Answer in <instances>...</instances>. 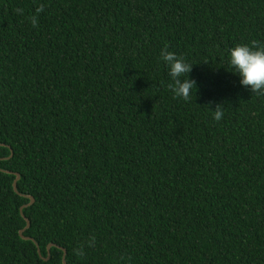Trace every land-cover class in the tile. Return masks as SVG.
Returning a JSON list of instances; mask_svg holds the SVG:
<instances>
[{
  "label": "trees",
  "instance_id": "16d2710c",
  "mask_svg": "<svg viewBox=\"0 0 264 264\" xmlns=\"http://www.w3.org/2000/svg\"><path fill=\"white\" fill-rule=\"evenodd\" d=\"M253 40L264 0H0V264H264V95L229 63Z\"/></svg>",
  "mask_w": 264,
  "mask_h": 264
},
{
  "label": "clouds",
  "instance_id": "9594fccd",
  "mask_svg": "<svg viewBox=\"0 0 264 264\" xmlns=\"http://www.w3.org/2000/svg\"><path fill=\"white\" fill-rule=\"evenodd\" d=\"M17 11L22 13L23 9ZM42 11L43 5H40L30 18L33 27L38 26V15ZM160 57L169 67L168 75L172 82L167 87L173 93V97L189 101L193 89L197 91L196 81L189 78L194 64L186 62L183 56L169 51L168 46L161 50ZM229 63L233 72L240 76V84L243 87L250 89L252 94L264 95V43L253 40L250 44H236L230 49ZM185 76L187 78L182 79ZM211 104L210 101L208 105L210 109H212ZM222 105L223 103L216 104L212 109L214 119L217 121L221 120L224 115Z\"/></svg>",
  "mask_w": 264,
  "mask_h": 264
},
{
  "label": "water",
  "instance_id": "95a60500",
  "mask_svg": "<svg viewBox=\"0 0 264 264\" xmlns=\"http://www.w3.org/2000/svg\"><path fill=\"white\" fill-rule=\"evenodd\" d=\"M17 179H18V175L15 174V178H14V180L12 181V190H13L14 192H15V182L17 181ZM28 199H29V203H28V205H30V204L32 203V199H31L30 197H29ZM24 221H25V226H24V228H23L22 230L18 231V236H19L21 239H23V240H30V239L27 238V237H22V232L28 227V222H27L25 219H24ZM50 247H52L51 244H48V245L46 246V252H47V253H48V250H49ZM36 252H37V254L39 253L38 249H36ZM63 255H64V252H63ZM63 255H62V258H61V264H65V263H64V260H63ZM44 260H46V258H45Z\"/></svg>",
  "mask_w": 264,
  "mask_h": 264
}]
</instances>
